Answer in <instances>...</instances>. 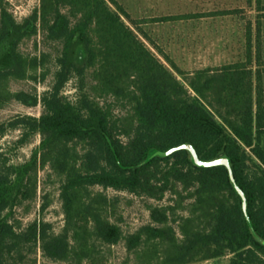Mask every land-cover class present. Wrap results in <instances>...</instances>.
<instances>
[{
	"label": "trees",
	"instance_id": "16d2710c",
	"mask_svg": "<svg viewBox=\"0 0 264 264\" xmlns=\"http://www.w3.org/2000/svg\"><path fill=\"white\" fill-rule=\"evenodd\" d=\"M38 28L61 43L53 81L39 96L12 92L9 80H35L46 64L47 54L19 48ZM251 39L243 60L199 68L184 79L115 0H40L21 22L0 0V105L15 99L42 107L38 117L20 115L8 124L22 129L20 144L36 132L41 139L24 162L0 154V264H37L28 258L37 248L46 261L109 264L102 248L119 242L134 264H189L227 254L226 264H264V60ZM89 71L96 83L85 90ZM71 77L79 81L74 99L62 93ZM108 94L129 105L125 116L115 118L111 105L97 99ZM182 143L202 160L229 159L253 231L224 165L197 166L185 149L144 162L150 149ZM46 167L62 178L60 232L40 218L24 227L12 220L13 209L35 197L38 170ZM94 187L156 200L168 190L192 198L190 215L180 218L181 238L168 224L174 208L157 205L148 207L151 223L124 234L107 216L111 200Z\"/></svg>",
	"mask_w": 264,
	"mask_h": 264
},
{
	"label": "rangeland",
	"instance_id": "374dc122",
	"mask_svg": "<svg viewBox=\"0 0 264 264\" xmlns=\"http://www.w3.org/2000/svg\"><path fill=\"white\" fill-rule=\"evenodd\" d=\"M123 6L130 17L141 24V30L150 34V38L163 49L180 70V76L186 78L192 72L199 68L207 66L220 67L226 63L243 60L245 51L244 37L247 34L248 27L251 24L253 51L258 50L262 60H264V0H252L249 6H235L237 8L236 17H223L218 21L210 22L203 19V28L199 32H182L180 23H159L163 16L155 17L156 13L151 11V5H129L130 0H115ZM123 2V3H122ZM40 0H4L5 6L13 14L16 21L21 22L25 17L38 8ZM237 5V4H236ZM259 6V7H258ZM231 6H229L230 8ZM189 9H193L190 6ZM140 17V18H138ZM207 17V16H205ZM260 18V23H256V18ZM166 16L163 19H169ZM158 20V21H157ZM128 23V22H127ZM207 26L212 29L205 28ZM249 32V31H248ZM199 34V35H197ZM19 48L21 52L29 56H39L47 54L46 64L37 71V78L11 79L8 81L7 89L12 92L25 91L30 94L36 93L38 96L47 90L53 81V72L55 70L54 58L61 51V43L46 38L44 31L38 28L36 34L23 39ZM161 57V56H160ZM162 59V57H161ZM261 68H264L262 65ZM256 66L252 64V70ZM44 71L45 77L39 74ZM96 81L92 78L91 71L87 72L84 79L85 90L89 89ZM262 97L264 100V71L261 72ZM79 81L76 77H71L63 88V95L69 99H74L78 94ZM103 105H111V111L115 118L125 116L130 108L129 105L117 101L113 95H103L97 98ZM42 112V107L36 105L27 106L15 99L0 105V127L5 130L0 133V154L6 156L11 162L21 163L27 160L32 151L38 147L41 139L40 133L36 132L30 135L25 142L19 143L22 129L20 127H8L10 121L20 115H31L38 117ZM264 145V139H263ZM62 178L53 174L49 168L39 169L37 173L36 195L30 200L23 201L17 205L13 211L12 220L16 224L24 227L35 218L43 219L52 225L54 232H60L64 225V214L59 197ZM94 191H102L111 200V205L107 209V216L111 222L119 224L124 234L136 231L140 226L151 223L149 215V206H171L174 210H169L168 224L176 231L181 238L179 223L181 217L190 215V204L192 198H181L177 193L168 190L160 200L151 199L146 196H137L126 191H118L112 188L103 189L94 187ZM182 196L187 192L179 186L177 188ZM43 202H47L46 207L41 210ZM102 250L108 257L109 264H134L132 256H128L123 242H119L111 247H103ZM231 254L218 258L207 259L189 264H226ZM36 258L37 264L47 262L48 264H66L64 262L46 261L40 250L37 248L35 254L28 258Z\"/></svg>",
	"mask_w": 264,
	"mask_h": 264
},
{
	"label": "crops",
	"instance_id": "0c3cea01",
	"mask_svg": "<svg viewBox=\"0 0 264 264\" xmlns=\"http://www.w3.org/2000/svg\"><path fill=\"white\" fill-rule=\"evenodd\" d=\"M252 3V0H130L128 4L151 5L149 9L152 8L151 11L156 13L155 17L163 16L164 18L166 16H171V18L169 19L162 18L159 19V21L157 20L159 23H172L177 25L180 23V28H182L183 30L182 32L187 33L192 30H197V32L202 30L203 28L201 27L203 26V24L201 21H203V19H207L212 22L213 19L214 21H218L223 17L237 18L236 15L238 11H236V9L241 5L250 6ZM234 4V7H238L234 8ZM190 6H193L195 10H190ZM229 6L231 7L229 8ZM241 7L243 8V6ZM256 21L260 23V18L257 17ZM138 26L141 28V24H138ZM208 27L212 29V27L210 26H207L205 28ZM251 30L252 29L250 24V26L248 27V31L250 33L247 31V34L244 37L250 35L252 38ZM147 36L150 38L149 33L147 34ZM150 40L155 46H157V48H159L157 50H161L163 52V49L158 46L159 44H157L151 38Z\"/></svg>",
	"mask_w": 264,
	"mask_h": 264
},
{
	"label": "water",
	"instance_id": "95a60500",
	"mask_svg": "<svg viewBox=\"0 0 264 264\" xmlns=\"http://www.w3.org/2000/svg\"><path fill=\"white\" fill-rule=\"evenodd\" d=\"M180 149H185L188 151L189 156L191 161L197 165V166H201V167H207V166H215V165H224L227 170H228V174H229V179L230 182L232 184V186L234 187V189L236 190V192L240 195L241 197V202H242V209L243 212L245 214V218L250 226V229L253 231V227H252V222L250 220V217L247 213V202H246V196L244 194V192L242 191V189L238 186V184L235 181V178L233 176V172H232V168H231V164L229 159L226 156H220L211 160H202L199 158L195 148L189 144V143H182L176 146H173L167 150H158V149H150V151L148 152L147 157L144 159V162L149 161L151 158L155 157V156H159V157H165L168 156L169 154L173 153L176 150H180Z\"/></svg>",
	"mask_w": 264,
	"mask_h": 264
}]
</instances>
